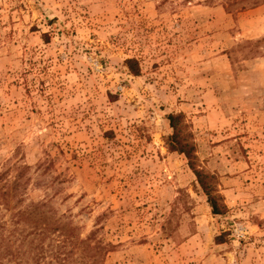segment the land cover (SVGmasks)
<instances>
[{
  "label": "rangeland",
  "instance_id": "rangeland-1",
  "mask_svg": "<svg viewBox=\"0 0 264 264\" xmlns=\"http://www.w3.org/2000/svg\"><path fill=\"white\" fill-rule=\"evenodd\" d=\"M263 2L0 0V173L28 165L25 202L93 232L100 264H264V33L243 14ZM170 112L225 214L168 149Z\"/></svg>",
  "mask_w": 264,
  "mask_h": 264
},
{
  "label": "trees",
  "instance_id": "trees-1",
  "mask_svg": "<svg viewBox=\"0 0 264 264\" xmlns=\"http://www.w3.org/2000/svg\"><path fill=\"white\" fill-rule=\"evenodd\" d=\"M126 64L134 76L140 75L135 59H126ZM166 118L173 129L167 137L168 149L184 155L211 212L225 214L227 206L216 187V174L198 166L184 115L170 112ZM11 169L15 171L13 180L7 177ZM28 169V165L13 164L0 173V264H100L108 245L96 240L93 232L81 237L75 226L57 216L44 198L25 202L22 194L30 178L26 176Z\"/></svg>",
  "mask_w": 264,
  "mask_h": 264
},
{
  "label": "crops",
  "instance_id": "crops-1",
  "mask_svg": "<svg viewBox=\"0 0 264 264\" xmlns=\"http://www.w3.org/2000/svg\"><path fill=\"white\" fill-rule=\"evenodd\" d=\"M209 12H211L212 14H215L216 16H218V18L214 19L211 18V22H221V19H228L231 16L227 15L225 13V9L222 5L218 4V5H214V6H207ZM243 14H254L257 15L258 21L252 23L249 27H247L246 29H248V31H253L254 33H264V2L254 6L252 8H249L247 10L243 11ZM217 32L221 34L220 27H218Z\"/></svg>",
  "mask_w": 264,
  "mask_h": 264
}]
</instances>
